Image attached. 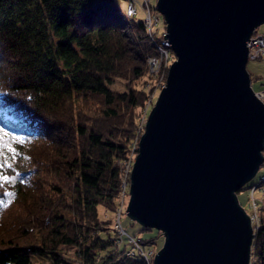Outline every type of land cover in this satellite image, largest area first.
I'll return each mask as SVG.
<instances>
[{
    "label": "trees",
    "instance_id": "1",
    "mask_svg": "<svg viewBox=\"0 0 264 264\" xmlns=\"http://www.w3.org/2000/svg\"><path fill=\"white\" fill-rule=\"evenodd\" d=\"M127 3L0 0V127L25 141L13 145L18 156L5 169L20 175L0 189V264H32V255L72 264L65 246L77 248L81 264H152L142 252L128 254L126 242L118 245L113 221L99 213L100 206L117 209L115 162L132 153L147 99L136 85L124 92L110 85L118 77L144 78L147 57L156 52L143 20L122 13ZM91 101L97 113L89 111ZM57 207L76 220L55 214ZM258 207L252 253L255 264H264V197ZM144 229L158 235L138 238L141 246L163 237Z\"/></svg>",
    "mask_w": 264,
    "mask_h": 264
},
{
    "label": "water",
    "instance_id": "2",
    "mask_svg": "<svg viewBox=\"0 0 264 264\" xmlns=\"http://www.w3.org/2000/svg\"><path fill=\"white\" fill-rule=\"evenodd\" d=\"M176 60L133 164L127 215L165 237L154 264H250L238 192L264 162V102L247 69L264 0H158Z\"/></svg>",
    "mask_w": 264,
    "mask_h": 264
},
{
    "label": "rangeland",
    "instance_id": "3",
    "mask_svg": "<svg viewBox=\"0 0 264 264\" xmlns=\"http://www.w3.org/2000/svg\"><path fill=\"white\" fill-rule=\"evenodd\" d=\"M130 0H128L129 3ZM157 1L158 0H150V11L152 13V15L156 16L158 18V22L160 29L159 32L162 35V31H165L166 26H165V19L164 16L159 12V10L156 9L157 7ZM137 7H138V11H137V15L136 17H138L139 19L143 20L144 23V17L147 16V12L144 11V8L146 5H144L142 2L143 0H137ZM128 3H127V8L126 11H128ZM125 4H123L124 6ZM158 15V16H157ZM130 17H135V16H130ZM145 25V24H144ZM259 30L261 32L264 31V23L260 25ZM156 47V46H155ZM157 53V48H155ZM149 57V56H148ZM148 57H147V61H146V67H147V71H146V75L144 76V78H140L138 81L135 79L131 80V79H126V78H122V77H118L115 79V81L110 85L111 88L115 91H119V92H124L129 90L130 85H133L138 88V89H142L146 91V95H147V99L145 101V104L142 105L141 109H140V113H139V122H144L142 125L143 127H145L147 120H148V115L150 114L151 110L153 109L159 94H160V89H158L159 85V80L158 78H156L155 76H149V65H148ZM247 69L249 72L254 74V77H257L256 79H254L252 82V86L255 90H259L263 88V82H264V62H262L261 60H249L247 63ZM132 82V84H131ZM90 106L89 111L94 112V111H98V109H95V106L92 104V101L89 103ZM92 106V107H91ZM97 113V112H94ZM143 129V128H142ZM144 132V129L142 131V133ZM132 156V155H131ZM264 173V166L261 167V169L258 171V173L256 174V176L249 182L247 183V185H250L252 181H258L260 178V175ZM40 180L36 178V183H38ZM252 192H254L252 194ZM63 194L66 196H72L73 194L68 191V190H64ZM253 195L255 197H253ZM41 197L45 198L47 197L45 195V190L44 188H42L41 190ZM239 201L242 204V206L244 207V209L252 216L255 214V210L258 208L259 206V201L258 199L261 200L262 197H264V181L263 184L256 188V190L254 191L253 186L249 189V190H241L239 195ZM258 198V199H257ZM129 199V198H128ZM128 199H127V203L125 206H123V211H122V223H123V227L126 228V230L128 231L129 235L136 238L137 241H139L138 238H146V237H150L153 235H158L156 230H147L144 229V227L139 224L136 220H133L131 217H129L127 215V206H128ZM12 199L8 200L11 201ZM118 207V205H117ZM119 208H117L115 211H109L106 210L103 206L99 207V213L100 216L102 218H107L113 221V225L114 228L116 229V233L118 235V228L116 227V213L117 210ZM19 211H23V209H19ZM18 211V212H19ZM55 214L60 215L65 217L66 219H68L71 222H74L75 219V215L71 210L65 209V208H56L54 210ZM259 212V208L258 211ZM258 215V213H257ZM7 217V214L5 215ZM35 235V240L38 242V244H41V236L39 234V232L36 230L34 232ZM118 238V237H117ZM127 243V248L129 249L130 243L128 241H125ZM125 242H123L122 245L125 244ZM165 242V237H160L158 236L156 239L155 243L152 244H148V243H143L142 248L143 249H153L155 250L160 249ZM140 244V242H139ZM131 250V248L129 249ZM253 250V249H252ZM63 253L65 254V257L67 258V260H69L70 263L72 264H81L80 263V258H79V253L76 247L73 246H65L62 248ZM251 262L250 264H255V259H254V255L253 253L251 254ZM151 261V259H149ZM152 264H154V262L151 261ZM32 264H53L52 260H50L49 258L45 257V256H40V255H32Z\"/></svg>",
    "mask_w": 264,
    "mask_h": 264
},
{
    "label": "built area",
    "instance_id": "4",
    "mask_svg": "<svg viewBox=\"0 0 264 264\" xmlns=\"http://www.w3.org/2000/svg\"><path fill=\"white\" fill-rule=\"evenodd\" d=\"M137 0H130L128 3V11L130 10L132 12L131 16H136L138 7H137ZM145 6L144 11L147 12V16L144 17V24L147 29L148 35L150 39L153 41L157 48V53L153 55H149L148 57V65H149V76H155L159 80V84L166 83L167 75L169 68L171 64L176 60L175 53L172 50L171 43L169 42V39L166 37L164 38V35L167 34V29L165 31H162V35L159 32L160 26L158 22V18L151 13L150 9V0H143L142 2ZM158 16V15H157ZM166 26V25H165ZM249 50H248V61L249 60H261L264 62V31L261 32L259 28L251 35L250 39L247 41ZM258 92V94L261 95V97L264 96V82H263V88L259 90H255ZM137 140L134 141L133 147H132V153L129 154L127 158L119 163L121 172H122V188L125 189L127 186V180L129 175V169L131 165H133V159L132 157L135 156L136 146H137ZM139 148V147H138ZM132 155V156H131ZM262 181H264V175L262 176ZM130 185V183H129ZM256 186L253 188L255 189ZM254 192H252L253 194ZM254 197V195H253ZM126 203L122 202L118 204V210L116 213V227L118 228V238L116 239V243L118 245H122L125 240L124 238H127V241L132 245L131 250L128 252V254H134L133 253V247H139V241H137L136 238L129 235L126 228L123 227V224L121 222L122 218V211L123 206H125ZM258 208L254 211L255 214L251 216L252 223L255 227V230H258L259 228V213L257 212ZM258 213V215H257ZM141 247V246H140ZM152 253V252H150ZM145 257L147 258V261H150V256L148 254H145ZM151 263V261H150Z\"/></svg>",
    "mask_w": 264,
    "mask_h": 264
},
{
    "label": "snow or ice",
    "instance_id": "5",
    "mask_svg": "<svg viewBox=\"0 0 264 264\" xmlns=\"http://www.w3.org/2000/svg\"><path fill=\"white\" fill-rule=\"evenodd\" d=\"M23 143H25V141L21 137L3 127H0V189L14 184L20 175L19 173L8 174L5 169H13V165L12 163H9V160L17 159V147H14L13 145L15 144L19 146ZM4 195L11 197L13 196V193L5 192ZM0 203H3V201H0Z\"/></svg>",
    "mask_w": 264,
    "mask_h": 264
},
{
    "label": "bare ground",
    "instance_id": "6",
    "mask_svg": "<svg viewBox=\"0 0 264 264\" xmlns=\"http://www.w3.org/2000/svg\"><path fill=\"white\" fill-rule=\"evenodd\" d=\"M250 73V72H249ZM167 77H168V75H167ZM250 78H251V76H250ZM253 80H252V78H251V85H252V82ZM166 83H167V79H166ZM166 83H164V84H159V85H157L158 86V89H160V93H161V91H162V89H163V87H165L166 86ZM252 88H253V86H252ZM254 89V88H253ZM254 91H255V89H254ZM255 94H256V96L258 97V98H260L263 102H264V96L263 97H261V95L260 94H258V92H256L255 91ZM160 95V94H159ZM148 117H149V115H148ZM144 122H139V124H138V134H139V136L136 138V140L138 141L137 142V146H136V148L137 147H139V141H140V137H141V135L143 134L142 133V131H143V129L145 130V127H143V124ZM146 126V125H145ZM143 128V129H142ZM137 154H138V152L136 153L135 152V156H133L132 157V159H133V162H135V159H136V156H137ZM119 160H124L123 158H119V159H117V161L115 162V166H117L118 168H119V170H120V174H121V190H120V196H119V199H118V204H120V203H122V202H124V203H127V199H128V203H129V200H130V185H129V183H131V172H132V169H133V165H131V167H130V169H129V175H128V180H127V186H126V188L125 189H123L122 188V172H121V168H120V165H119V163H121L122 161H120L119 162ZM134 164V163H133ZM262 166H264V162H263V164L260 166V168H259V170L261 169V167ZM263 176V175H262ZM260 178H262V177H260ZM262 185V183L261 184H254L253 185V187L254 186H256L255 187V189H254V191L256 190V188H258V187H260ZM255 197V196H254ZM258 199V198H257ZM258 201L260 202L261 200L260 199H258ZM117 204V205H118ZM118 208V207H117ZM259 208V207H258ZM259 213V212H258ZM250 215V214H249ZM250 217H251V215H250ZM121 222H122V219H121ZM251 222H252V219H251ZM123 224V223H122ZM252 226H253V230H254V233H255V235H256V232H257V230H255V227H254V225H253V223H252ZM255 237V236H254ZM123 240H125V241H127V238H124ZM124 241V242H125ZM130 248H132V245L130 244ZM141 246V245H140ZM133 247V253H134V255H135V253L136 252H142L143 254H148L149 256H150V259H151V261L152 262H154V258H155V256H156V254H157V252L161 249H155V250H153V249H151V248H149L148 250L146 249H143L142 248V246L141 247ZM129 248V249H130ZM252 248H253V246H252ZM128 249V252L130 251ZM127 252V253H128ZM150 252H152V253H150Z\"/></svg>",
    "mask_w": 264,
    "mask_h": 264
},
{
    "label": "clouds",
    "instance_id": "7",
    "mask_svg": "<svg viewBox=\"0 0 264 264\" xmlns=\"http://www.w3.org/2000/svg\"><path fill=\"white\" fill-rule=\"evenodd\" d=\"M122 13L127 17H130L132 15V12L129 10V11H124L123 8H122Z\"/></svg>",
    "mask_w": 264,
    "mask_h": 264
}]
</instances>
